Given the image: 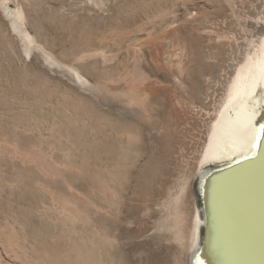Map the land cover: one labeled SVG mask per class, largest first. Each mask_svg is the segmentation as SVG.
<instances>
[{
    "label": "bare ground",
    "instance_id": "1",
    "mask_svg": "<svg viewBox=\"0 0 264 264\" xmlns=\"http://www.w3.org/2000/svg\"><path fill=\"white\" fill-rule=\"evenodd\" d=\"M117 1L85 0L83 4L89 11L98 9L97 15L106 4L111 6L116 14L115 21L104 26L79 28L78 42L68 51H61V48V52L25 28L20 7L11 9L5 0L0 1L12 31L22 44L21 48L15 49L17 58L24 67L34 68L40 79L46 78L48 83L51 80L56 84L53 91L49 90L48 99L35 91L38 96L33 95L26 113L19 112L3 123L16 127L13 137L16 149L21 155H30L33 164L16 168L0 163V208L6 213V221L0 220V264H122L120 258L108 263L99 253L103 244L112 249L115 247V234H111L113 240L107 235L112 225L108 226L105 218V222L99 223L101 225L92 223L90 227L88 221L92 217L86 209L78 208L79 204L62 194L57 178H65L77 190L78 196V190L83 188H78L77 178L82 180L92 176L103 182L113 198L123 203L120 200L126 196L125 190L132 181L134 169L141 164L146 140L143 142L144 134L140 133V128L114 115L117 113L113 109L129 110L130 106L140 109L141 116L150 120L152 128L162 130L154 139L164 151L163 155L166 153L165 157H171L174 143H177L176 135L184 130L183 125L185 128L190 126L180 113L189 106L199 107L198 110L204 107L200 103L203 76L213 75L219 64L204 61L199 42L204 35L214 39L217 51L212 56L221 65L219 50L224 30L220 22L217 20V29L195 26L197 35L194 36L187 26L197 21L205 6L200 2L188 1L175 9L171 0ZM220 8L217 9L219 14L224 12ZM156 42L163 46L164 56L161 55L171 73L176 72L178 80H188L187 88L181 81L187 95L185 98L180 96L178 108H175L176 104L175 107L170 104L173 114L157 121L150 114V109L157 107L163 90L161 58L153 48ZM123 48L127 56H123ZM176 48L177 56V52H173ZM260 49L261 62L250 66L235 81L227 97V106L220 111L198 162L200 201L189 237L176 221V210L185 187L164 204L172 215L168 217L173 220L168 225L172 239L182 248L192 249L190 264H264V110L261 112L264 104V42ZM34 57L36 60L39 57L53 72L56 70L58 76L57 70H62L76 84L75 88L69 86L66 90L73 110L68 112L70 108L55 107L54 102L58 103L60 95L65 93L58 87L66 85L57 80L59 77L55 79L54 74L50 76L48 71L33 65ZM25 94L23 99L28 97ZM48 100L50 114L44 121L40 114L41 104ZM42 126L46 130L45 136L41 132ZM214 161L221 162L206 169ZM67 166L78 168V177ZM47 169L53 173V178H57L47 181L43 177L48 174ZM149 187L145 214L154 218L160 188ZM168 219H155V224L167 223Z\"/></svg>",
    "mask_w": 264,
    "mask_h": 264
},
{
    "label": "rangeland",
    "instance_id": "2",
    "mask_svg": "<svg viewBox=\"0 0 264 264\" xmlns=\"http://www.w3.org/2000/svg\"><path fill=\"white\" fill-rule=\"evenodd\" d=\"M5 1L6 5L11 9L20 7L24 15L25 28H27L32 34L36 35L39 40L51 43L58 52L61 48V51H68L76 42H78L79 28L83 29L86 26L88 29V26L91 25L93 27L95 25L104 26L111 21H115L116 18L114 10L111 6H108V4L105 5V10H101L99 15H97L96 13L98 12V9H96L95 12L89 11L86 5L83 4L85 0ZM171 1H173V5L176 7L175 9L188 1L200 2L203 6H206L201 9L197 21L187 26V30L194 36L197 35L194 31L195 26H200L206 29H217L216 27L219 26L220 22V26L221 28L223 27L222 29L224 30V36L220 43L222 44L220 45L221 51L219 50L222 58L221 65L220 62L218 63L212 56V53L217 51L214 39L212 37L210 38V36L204 35L203 40H200L199 42L201 53L205 57L204 61L210 64H214L215 62L216 65L219 64L217 66V71L213 75L204 74L203 76V89L201 91L202 93L200 92V103L204 106L202 109L203 111L198 110L199 107L197 109V107L193 105L189 106L186 111L180 113L183 114L184 121L190 123V126L185 128V125H183L184 130H182L181 133H178L180 136L178 134L176 135L177 143H174L175 147L173 148L171 157H165L167 154L165 153V156L163 155L164 151H162V149L160 150V145L157 144L154 139L155 135H161L162 130H160V128H152L150 126V120H146V118L141 116L140 109L136 106H130L129 110L118 109V107L113 109L117 113L114 115H118L120 118L122 117L132 126H135L138 129L140 128L139 130H142L140 133L144 134L142 135L143 142L146 140V143H143L145 147L143 146L144 149L142 148L144 150H142V153L144 152L142 154L144 158L142 157L138 169H134L135 171H133V177L131 178L132 181L130 180L129 186L125 190L126 196L120 200L123 201V203L118 202V199L113 198L110 192L105 188L103 182L92 176H86L87 178L85 177L82 180H78L77 178L76 182L78 188H83L81 191L78 190V196L77 190L70 186L65 178L61 176L58 178L54 177L57 178V184H60L59 187L62 188V194H64V196L66 195L68 200L75 202L77 205L79 204L78 208L81 207L80 209H86L88 215L92 217L91 220L88 217L90 227L93 226L92 223L101 225L105 221V223H108V226L109 224L112 225L108 228H111L110 230L112 231L108 230L107 235L110 236H108V239L113 240L111 234H115L116 238L113 240L116 243H114L115 247L112 249L108 244H103L99 248L101 257L103 256L102 258L108 263L111 260H118L120 258L119 260H122L120 262H123L124 264H190L192 249L188 251V249L182 248L178 241L172 239L168 225L170 226L173 220L171 219L172 217L168 219L171 213L167 207L165 208L164 204L168 201L167 199L173 198L183 187H185L183 199L176 210V213H178L176 215V221L184 230L186 236L189 237L190 232L193 229L192 227L194 226L193 223L195 221L196 211L200 201L199 163L208 143L212 127L218 120L219 114L227 106V97L230 89L236 84L235 81L241 75H244L251 68L250 66H256L262 60L260 47L264 42V0ZM122 2L123 0L117 1V3ZM218 5L219 8L221 7L220 10L222 9L224 12H221L220 14L218 13ZM21 46L20 39L17 37L16 33L12 31L9 19L6 18L3 13V8L0 5V163L2 165H9L16 168H18V165L20 166L23 164L32 165L31 156L27 154L21 155L19 150L16 149V145L13 142V137L16 135V127L11 123H3L7 122L9 117L14 116L19 112L25 114L27 106L30 104L29 102L32 100V97H34L33 95L38 96V94L40 95L43 93L41 97L46 100L49 97L48 95H50L49 92L56 88L54 81L52 82L50 80L48 83L46 78H43L44 80L40 79L38 73L33 67V69L24 67V64H22L21 60L17 58L15 53V49L21 48ZM157 47L159 50H157ZM153 48L157 54H159L157 56L161 58V72L163 73L161 83V88L163 90L159 95L157 107H154L153 105L152 107L154 108L150 109L152 119L154 118L153 120L157 121L162 117L167 118L170 114H173L170 109V104H174V107L176 104L175 108H178L177 101L181 99L180 96L185 98L187 95L186 88L188 86V80H178L175 76L176 72L173 71V73H171L163 60V46L161 47L159 43L156 42L153 45ZM123 50L125 51V53L122 52V54H124L123 56H127L126 49L123 48ZM173 52L174 54L177 52L175 54L177 56L179 51L176 48ZM36 57L32 59L36 62L32 61L33 65L36 67L40 66L41 69L43 68L42 70L46 72L48 71L50 76L51 74H54L52 77H55V79L59 77L57 80L62 82L63 85H66L64 87L65 89L58 87V89L63 90L62 93H65L60 95L61 99L57 100L58 103L53 102L55 107L61 109L70 108L68 111L70 112L71 109L73 110V103L68 98L69 94L66 90L69 86L75 88L76 84L74 85L71 78H69L68 75L66 76V73L62 70H57L59 71L58 76L56 70L53 72L52 68L45 65L43 61L41 62L39 57V60H36ZM181 81L185 84L184 86H186V88L184 86L182 88L183 83ZM183 89L185 90L181 91ZM44 90H48V94ZM35 91H37L38 94ZM25 93H27L28 97L23 99L26 95ZM52 95H54V93ZM49 103L48 100L41 104L42 111L40 114L44 121L49 119ZM262 105L261 112L264 110V104ZM204 112H207V114ZM165 114L166 116H164ZM45 131L46 130L42 126L41 132L43 135ZM183 160H186V162ZM220 162L221 161L211 162L206 169L219 164ZM43 166L47 168L45 163ZM67 168L78 177V168L71 166H67ZM47 173V175L41 176L47 181H51V179L54 180L53 173L48 169ZM149 186H153L156 189L160 188V194L156 197L157 205L154 207V218L145 214L146 204L149 203L147 199L150 197ZM46 201L49 202L50 200L48 199ZM4 211L5 209L2 210L0 208V220L2 222L6 221V213ZM165 217L168 219L167 223L164 221V224H159L160 226L155 224V219L159 218V220H163ZM100 222L101 224H99ZM79 226L80 224H78V227ZM164 245H166V247ZM108 256L109 258H107Z\"/></svg>",
    "mask_w": 264,
    "mask_h": 264
}]
</instances>
